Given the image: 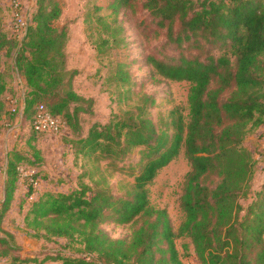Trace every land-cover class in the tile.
Wrapping results in <instances>:
<instances>
[{"label": "trees", "instance_id": "16d2710c", "mask_svg": "<svg viewBox=\"0 0 264 264\" xmlns=\"http://www.w3.org/2000/svg\"><path fill=\"white\" fill-rule=\"evenodd\" d=\"M97 1L87 14L104 28L102 11L111 10L116 22V13L135 5V0ZM34 5L13 54L27 88L23 119L32 132L43 135L33 122L37 106L44 105L75 136V158L95 165L80 175L95 178L92 187L81 183L68 194L33 198L29 184L26 225L66 239L77 237L84 245L85 257L48 259L60 264H183L167 211L151 206L148 189L183 152L190 170L179 200L183 221L178 234L189 238L201 264H264V184L252 196L249 186L257 164L242 146L246 134L264 124V0H146L149 23L164 41L143 64L165 80L190 84L187 120L175 110L154 117V99L142 95L139 105L92 125L85 137L80 136L79 116L91 113V101L75 94L74 73L66 70L68 32L58 26L61 7L57 0H35ZM145 32L141 28L147 38ZM9 42L0 22V65ZM125 67L114 63L112 75L115 86L126 89L136 83ZM4 91L0 73V106ZM119 95L130 99L134 93L127 89ZM12 155L0 201V259L27 264L12 256L15 238L1 228L26 161L19 153ZM105 172L132 182H118L113 193ZM249 198L244 207L241 200ZM137 221L128 239H112L101 229Z\"/></svg>", "mask_w": 264, "mask_h": 264}, {"label": "rangeland", "instance_id": "374dc122", "mask_svg": "<svg viewBox=\"0 0 264 264\" xmlns=\"http://www.w3.org/2000/svg\"><path fill=\"white\" fill-rule=\"evenodd\" d=\"M61 7L59 27L66 28L68 41L66 46V70L74 73L72 87L76 95L91 101V113L79 116L81 137H85L94 124H105L114 114H122L140 104V97H152L155 102L151 114L156 117H168L172 110L177 111L187 120L189 113L188 93L190 84L172 82L154 74L150 67L144 66L143 58L164 41L161 32L149 23L147 12L143 9L146 0H135L132 9L116 13L117 21H111L114 15L111 10H104L99 15L104 17V28L96 18L88 16L94 0H57ZM101 0L97 1L100 5ZM8 0H0V22L10 39V46L2 53L0 73L5 85L0 106V168L6 166L13 153H19L26 159L20 170L27 172L28 177L17 181L13 203L2 223V229L14 236L17 249L13 257L27 261V264H60L48 258L85 257L84 245L77 238L66 239L55 236L42 228H31L26 225L24 217L31 199L26 198L29 190V174L34 173L31 183L33 198L44 193L68 194L77 190L81 183L91 186L95 178H80L84 171L92 170L95 165L82 156L75 158V136L66 128L59 136L37 135L31 130L30 123L23 119L26 87L23 76L14 66L17 39L12 33L13 12ZM35 0H26L24 11L27 20L35 9ZM33 9V10H32ZM32 10V11H31ZM149 33L147 38L141 33ZM6 53V54H5ZM264 61V56L261 57ZM114 63H124L130 72L131 81L136 85L129 88L115 86L112 68ZM129 89L134 93L132 98L125 99L119 92ZM263 139V140H262ZM242 146L252 154L257 164L253 172L249 190L252 196L264 184V124L253 134L249 131ZM105 163L101 166L104 167ZM190 170L183 152L165 168L160 170L149 186V201L156 209L167 211L173 232L177 235L175 245L183 264H201L195 257L190 240L178 234L183 221L179 208L185 177ZM111 191L116 193V184L131 183L132 179L114 172H105ZM6 175L0 176V197L4 198ZM120 192V190H119ZM90 197V194H88ZM0 198V199H1ZM251 199L241 200L245 207ZM44 222V221H43ZM140 224L127 225L104 224L101 229L112 239L129 238L132 231ZM36 229V230H35ZM10 262V259H9ZM0 264H6L0 259Z\"/></svg>", "mask_w": 264, "mask_h": 264}, {"label": "built area", "instance_id": "2783aa9c", "mask_svg": "<svg viewBox=\"0 0 264 264\" xmlns=\"http://www.w3.org/2000/svg\"><path fill=\"white\" fill-rule=\"evenodd\" d=\"M25 2L26 0H9V7L13 12L14 17L11 30L12 33L15 34L17 40H21L24 37L28 25L27 14L24 11ZM64 127L65 124L60 121L59 118L50 114L44 105L39 104L37 106L36 115L33 122V129L37 133L49 136H59L62 130H64ZM4 171L5 170L3 166L0 168V176L4 175ZM20 171L21 178L28 177L27 172H22V170ZM28 181L31 183L33 181L30 178V174Z\"/></svg>", "mask_w": 264, "mask_h": 264}, {"label": "crops", "instance_id": "0c3cea01", "mask_svg": "<svg viewBox=\"0 0 264 264\" xmlns=\"http://www.w3.org/2000/svg\"><path fill=\"white\" fill-rule=\"evenodd\" d=\"M8 5H9V0H8V3H7ZM263 140V139H262Z\"/></svg>", "mask_w": 264, "mask_h": 264}]
</instances>
